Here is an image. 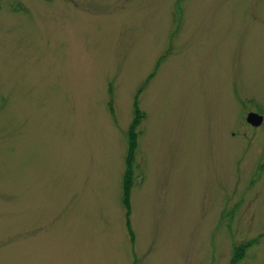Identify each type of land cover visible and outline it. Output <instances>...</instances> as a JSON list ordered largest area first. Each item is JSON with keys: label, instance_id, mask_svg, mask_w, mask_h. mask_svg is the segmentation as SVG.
I'll use <instances>...</instances> for the list:
<instances>
[{"label": "rangeland", "instance_id": "rangeland-1", "mask_svg": "<svg viewBox=\"0 0 264 264\" xmlns=\"http://www.w3.org/2000/svg\"><path fill=\"white\" fill-rule=\"evenodd\" d=\"M253 239L236 264H264V0H0V264H229Z\"/></svg>", "mask_w": 264, "mask_h": 264}, {"label": "trees", "instance_id": "trees-1", "mask_svg": "<svg viewBox=\"0 0 264 264\" xmlns=\"http://www.w3.org/2000/svg\"><path fill=\"white\" fill-rule=\"evenodd\" d=\"M133 118L130 122V125L128 127L127 131V137H126V149H125V158H124V170L121 177V196H120V204L124 211V222L126 227V232L130 238V241L132 243L133 241V234L130 229V223H129V214H130V206H129V196L130 191L132 187V166H133V160H134V154L137 144V132L136 129L138 127V124L142 120V113L139 111L138 107L136 106V103L133 104ZM256 239L249 240L246 242H242L237 246H234L232 249V255L229 261V264H236L237 261L243 258V255L245 254L246 249L255 244Z\"/></svg>", "mask_w": 264, "mask_h": 264}, {"label": "water", "instance_id": "water-1", "mask_svg": "<svg viewBox=\"0 0 264 264\" xmlns=\"http://www.w3.org/2000/svg\"><path fill=\"white\" fill-rule=\"evenodd\" d=\"M262 117L256 113L249 112L246 114L245 123L250 127L257 128L262 123Z\"/></svg>", "mask_w": 264, "mask_h": 264}]
</instances>
